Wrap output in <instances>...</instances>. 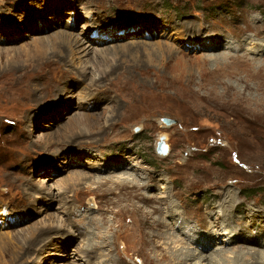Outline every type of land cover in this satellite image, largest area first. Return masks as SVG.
Returning a JSON list of instances; mask_svg holds the SVG:
<instances>
[{
    "label": "rangeland",
    "instance_id": "rangeland-1",
    "mask_svg": "<svg viewBox=\"0 0 264 264\" xmlns=\"http://www.w3.org/2000/svg\"><path fill=\"white\" fill-rule=\"evenodd\" d=\"M54 2L0 0V211L5 210L6 215L0 213V264H35L33 260L36 264H77L80 255L74 250L78 245L87 247L86 243L93 250L83 254L82 263L167 264V259L159 258L160 251L152 248L154 243L140 247L134 230L128 227L134 202L155 211L154 217H161L155 210L159 198L167 199L168 206L170 202L177 204V211L183 215V221L176 224L179 230L169 224L165 233H176L173 236L177 241L165 247L166 256L176 254L180 247L178 250L186 252H203L202 256H208L203 264H237L239 257L245 264H264L256 251L264 248V223L257 220L254 224L250 209L264 211V0H64L58 12L54 11ZM52 11L55 16L47 20ZM17 15L25 22H18ZM61 30L81 35L86 31L92 48L106 49V53L78 55L75 68L80 69L77 66L83 60L90 74L93 72L89 77L81 78L74 67H67L69 73L66 71L63 77L61 72L67 68L61 66L63 70L56 76L58 80L51 79L45 98L27 108L31 116L28 124L22 121L18 103L9 101L6 89L12 81L26 80L24 74L30 82L34 72L28 65H35L42 51L41 60L59 58L61 48L67 52L65 42L56 36ZM102 38L109 39L108 43H99ZM34 47L40 53H34ZM97 58H104L105 65L94 64ZM104 70L108 71L105 78L93 83V74L98 77ZM66 76L72 82L64 84ZM130 81L147 88L148 94L131 92L124 86ZM31 83L34 89L45 84L39 76ZM59 86L60 90L73 86V96L63 92L58 98L54 91ZM86 94L82 101L103 96L106 101L98 107L86 101L88 105L77 108ZM80 111L96 115L81 116L84 126L76 124L78 128H70L69 133V124ZM164 118L173 122L167 125ZM66 137L75 138L77 143L63 144ZM162 142L167 145L165 155L158 149ZM80 147L89 148L94 156L83 154L82 159L62 170L67 164L63 161ZM74 170L83 176L70 183L66 176ZM124 171L132 176L139 174L141 180L148 174L156 175V182L149 188L133 189V179H127L122 186L115 177H122ZM49 177L52 179L39 181ZM60 185L64 191L58 190ZM226 190L233 191L238 200L231 215L239 221L232 234L225 230L228 225L223 219L228 215L220 205ZM136 194L155 199L153 207L151 201L149 206ZM161 206L166 204L162 201ZM85 210L91 214H84ZM52 219L64 220L66 230L77 229L82 238L91 234L90 239L74 237L67 241L62 235L66 230L37 238ZM180 229L182 234L177 235ZM241 233L245 235L241 237ZM252 235L254 241L249 242ZM44 239L50 244L41 250L47 243ZM61 249L65 259L56 255Z\"/></svg>",
    "mask_w": 264,
    "mask_h": 264
},
{
    "label": "bare ground",
    "instance_id": "bare-ground-1",
    "mask_svg": "<svg viewBox=\"0 0 264 264\" xmlns=\"http://www.w3.org/2000/svg\"><path fill=\"white\" fill-rule=\"evenodd\" d=\"M55 2H56V4H55ZM55 2L53 3V7H54V11H56V12H58L59 11V9H60V6H62V4L64 3V0H55ZM7 5V4H6ZM80 5H82V4H80ZM40 6V5H39ZM79 7V6H78ZM1 8V7H0ZM3 9V8H2ZM54 11H52V16L50 15V18L49 19H47V20H50L51 21V19L53 18V15L55 14V12ZM24 12V11H23ZM15 13V12H14ZM16 14H17V11H16ZM21 14V13H20ZM24 14V13H23ZM55 16V15H54ZM31 17V16H30ZM44 17V16H43ZM238 17V16H237ZM170 17H168V19H169ZM13 19V18H12ZM17 21L18 22H25V19H22L21 18V16H18L17 15ZM23 20V21H22ZM188 21V20H187ZM238 21V20H237ZM182 22V21H181ZM183 22H185V20H183ZM73 23V22H72ZM170 23V22H169ZM186 23V22H185ZM239 23V22H238ZM40 24V23H39ZM54 24V23H53ZM129 24V23H128ZM167 24V23H166ZM177 24V23H176ZM171 25V24H170ZM170 25H168V26H170ZM180 25V24H179ZM185 25V24H184ZM190 25V24H189ZM202 25V24H201ZM186 26V25H185ZM46 27V26H45ZM50 27V26H49ZM61 27V26H60ZM73 27V26H72ZM81 27V26H80ZM191 26H189V28H190ZM197 27V26H196ZM223 27V26H222ZM100 28L102 29V28H104V27H101L100 26ZM189 28H188V30H189ZM193 28V27H192ZM203 28H205V27H203ZM11 29V28H10ZM98 29V28H97ZM110 29V28H109ZM177 29V28H176ZM183 29V28H182ZM185 29V28H184ZM178 30V29H177ZM198 30V29H197ZM89 31V30H88ZM91 31H92V29H91ZM91 31H90V33H91ZM182 31V30H181ZM184 31V30H183ZM182 31V32H183ZM194 31V30H193ZM202 31V30H201ZM1 32V31H0ZM85 33H86V31H84ZM206 32V31H205ZM246 32V31H245ZM48 33V32H47ZM83 34V35H81V33H79V34H73L72 32H69V31H67V30H61L60 31V33H59V31H58V33H56V34H58V35H56V36H58V38H59V40H61L62 42H65V44H63V47H67V52L64 50V48L62 49H59V52L57 53L58 55L60 54V56H59V58H55L54 56H52V57H45L46 59H43V60H41L42 58H40L41 56H43L42 54H44L43 53V51L42 50H40V51H42V53L41 54H39V57L35 60V62H37L35 65H28V66H31V67H33V71L32 72H34V76L31 78V80H30V82H28V80H27V75L26 74H24L23 76H25L26 77V80H23L22 78H19V82L18 81H12V82H10L8 85V88L6 89V93H7V95L9 96V101H14V102H16V103H18V106H19V108H20V115H21V118H22V121H24V122H26V123H28L30 120H31V116L30 115H28L27 114V112H28V107L31 105V104H33V101L35 102L37 99H43V98H45V97H43V95H46V93H48L50 90H48V86L50 85V83H51V79L52 80H58V78L56 79V76L59 74V71H62L63 69H61L60 70V68H61V66L62 67H65V68H73L74 67V71H76V72H78L79 73V75H82L81 76V78H85V77H87L88 76V74H90V70L87 68V65L86 64H83L84 63V61L82 60L80 63L81 64H79V66H77V67H80V69H76L75 67H76V65H77V63H76V59L77 58H79L78 57V55H81V54H83V55H86V54H88V53H90V52H92V51H94L95 52V54L96 55H99V53H101L102 55L104 54V53H106V49L105 50H102L101 48L100 49H97V50H95L94 48H92V46H91V44L90 43H92L91 41H92V39H90L88 36H86V34ZM89 33V34H90ZM97 33H99V32H97ZM202 33V32H201ZM213 33V32H212ZM257 33H259V32H257ZM21 34V33H20ZM171 34V33H170ZM176 34V33H175ZM187 34V33H186ZM190 34V33H189ZM192 34V33H191ZM50 35L51 34H49V36L48 37H50ZM55 35V34H54ZM53 35V37H55ZM102 35H108L107 33H104V34H102ZM173 35V34H172ZM171 35V36H172ZM199 35V34H198ZM47 36V35H46ZM170 36V35H169ZM185 36V35H184ZM205 36V35H204ZM178 37V36H177ZM13 38V37H12ZM23 38V37H22ZM44 38V37H43ZM42 38V39H43ZM161 38V37H160ZM163 38V37H162ZM186 38V37H185ZM226 38H228V37H226ZM3 39V38H2ZM38 39H39V37H38ZM44 39H46V38H44ZM47 39H49V38H47ZM103 40L102 41H98L99 43H102V44H106V43H108V41H109V39L107 40V38H102ZM18 40V39H17ZM17 40L15 41V42H17ZM55 40V39H54ZM208 40V39H207ZM206 40V41H207ZM12 41H13V39H12ZM40 41H42L41 39H40ZM49 41V40H48ZM167 41V40H166ZM209 41V40H208ZM231 41V40H230ZM3 42V41H2ZM50 42V41H49ZM56 42V41H55ZM13 43V42H12ZM32 43H34V42H32ZM43 43V42H42ZM51 43V42H50ZM178 43V42H177ZM207 43V42H206ZM234 43V42H233ZM4 44V43H3ZM47 44V43H46ZM162 44H165V43H158V45H162ZM175 44V43H174ZM230 44V43H229ZM231 44H232V42H231ZM20 45V44H19ZM37 45V44H36ZM40 45V44H39ZM54 45H56V44H54ZM191 45V44H190ZM216 45V44H215ZM49 46V45H48ZM126 46V45H125ZM168 46V45H167ZM171 46V45H170ZM201 46V45H200ZM33 47V46H32ZM45 47V46H44ZM50 47V46H49ZM117 47V46H116ZM175 47V46H174ZM226 47V46H225ZM35 48V47H34ZM36 48H39V46H36ZM34 49L36 52H34V53H37V49ZM47 48V47H46ZM125 48V47H124ZM170 48V47H169ZM168 48V49H169ZM227 48V47H226ZM229 48V47H228ZM31 49V48H30ZM41 49V48H40ZM49 49V48H48ZM55 49H56V47H55ZM120 49V48H119ZM119 49H118V52H120L119 51ZM33 50V51H34ZM52 50V49H51ZM111 50H113V49H111ZM204 50V49H203ZM249 50V49H248ZM49 51V50H48ZM58 51V50H57ZM103 51H105V52H103ZM180 51V50H179ZM211 51V50H210ZM28 52H30V51H28ZM46 52V51H45ZM52 52V51H51ZM51 52H49V53H51ZM56 52V51H55ZM108 52H110V51H108ZM123 52V51H122ZM159 52V51H158ZM38 53H40V52H38ZM37 53V54H38ZM47 53V52H46ZM48 53V54H49ZM54 53V52H53ZM121 53V52H120ZM230 53V52H229ZM56 54V53H55ZM52 55V54H51ZM109 55V54H108ZM119 55V54H118ZM124 55V54H123ZM122 55V56H123ZM125 55H128V54H125ZM45 56H47V55H45ZM92 56H93V54H92ZM113 56V55H112ZM115 56V55H114ZM113 56V57H114ZM94 57V56H93ZM109 57V56H108ZM112 57V58H113ZM117 57V56H116ZM121 57V56H120ZM125 57V56H124ZM123 57V58H124ZM40 58V59H39ZM100 58V57H99ZM107 58V57H106ZM123 58H121V59H123ZM41 60V62H39ZM80 60V59H79ZM92 60V59H91ZM116 61V60H115ZM120 61V60H119ZM35 62H33V63H35ZM103 62H106V60L104 59V58H102V59H96V60H94V64L96 63V64H100V65H102V64H104ZM31 64V63H30ZM105 65V64H104ZM68 68L67 69H65V70H63L61 73H63L62 74V76L63 75H65V73H66V71L69 73V70H68ZM35 69V70H34ZM113 69V68H112ZM71 70V69H70ZM89 70V71H88ZM71 72V71H70ZM92 72V71H91ZM93 73V72H92ZM92 73L90 74V75H92ZM108 73V71L107 72H105V70H104V72H102V73H99V75H97L98 77H95V73L93 74V76H92V81H93V83H95V82H98L99 80H101L102 78H105L104 76L106 75ZM71 74V73H70ZM22 76V75H21ZM41 77V79H42V81H43V83H45L40 89L38 88V87H36L35 85H34V87H36V89H34L33 87H32V85H33V83H31L34 79H37V77ZM61 76V77H62ZM61 77H60V79H61ZM64 77V76H63ZM77 77V76H76ZM89 77V76H88ZM79 78V77H78ZM91 78V77H90ZM63 79V78H62ZM39 80V79H38ZM67 80V81H66ZM72 80L73 79H70L69 77H65V80L63 81V83L65 84V83H69V82H72ZM82 80V79H81ZM99 83V82H98ZM40 84V83H39ZM59 85V84H58ZM158 85V84H157ZM67 86V85H66ZM88 86V85H87ZM124 86H127V89H132L131 90V92H136L135 94H142V95H147L148 94V89L147 88H142L141 86L139 87L138 85H136L135 84V82H133V81H130V82H128L127 84H125ZM51 87H52V85H51ZM60 87L61 86H59L54 92L56 93V95H57V97L59 98L61 95H62V93L64 92H66L69 96H73L71 93H70V89H71V87H73V86H71L70 88H68V90L66 89V90H60ZM68 87V86H67ZM93 87V86H92ZM41 89H42V92H40L41 91ZM101 89V88H100ZM53 90V89H52ZM107 90V89H106ZM44 91V92H43ZM41 93V95H40V93ZM84 92V91H83ZM110 92V91H109ZM39 93V94H38ZM94 93V92H93ZM80 94V93H79ZM89 94V93H88ZM88 94H86L84 97H81V100H80V104L78 103V106H77V108H81V107H84V104H89V103H87V102H90V104H94V106H100V105H102V104H104L105 103V99L103 100V98H104V96H103V98H101V97H94V98H90V99H88V100H86V101H82L84 98H86L87 96H88ZM66 95V94H65ZM100 95V94H99ZM50 96V95H49ZM53 96V95H52ZM55 96V95H54ZM81 96V95H80ZM102 96V95H101ZM107 96V95H106ZM105 96V97H106ZM71 97H70V100H71ZM92 97V96H91ZM56 98V97H55ZM74 98V97H73ZM106 98H108V97H106ZM95 99V100H94ZM109 100V99H108ZM112 100V99H111ZM133 100V99H132ZM44 101V100H43ZM114 101V100H113ZM113 103V102H112ZM37 104V103H36ZM107 104V103H106ZM113 105V104H112ZM36 106H38V105H36ZM74 107H76V106H74ZM102 107V106H101ZM111 107V106H110ZM118 107V106H117ZM123 107V106H122ZM68 108H70L69 106H68ZM87 108V107H86ZM32 109V108H31ZM107 109V108H106ZM88 110V109H87ZM75 111V110H74ZM97 111V110H96ZM119 111V110H118ZM76 112V111H75ZM98 112V111H97ZM30 113H32V112H30ZM39 114V113H38ZM77 114V113H76ZM18 115V114H17ZM94 116V115H96V114H94V112H93V114L91 113V114H87V113H81V111H80V114H79V117L78 118H76V119H74L73 118V120L71 121V123L69 124L70 125V127H68V129H70V128H78V125H76V124H81V127L82 126H84L83 124H82V122H81V116L82 117H89V116ZM3 116V115H2ZM66 117V116H65ZM76 117V116H75ZM115 117V116H114ZM20 118V117H19ZM21 118H20V120H21ZM83 118V119H84ZM96 119V118H95ZM53 120V119H52ZM31 122V121H30ZM70 122V121H69ZM85 122V121H84ZM89 123H90V121H89ZM29 124V123H28ZM65 125H67V124H65ZM92 125H93V123H92ZM25 126H27V124L25 125ZM31 126V125H30ZM29 126V127H30ZM91 127V126H90ZM31 128V127H30ZM85 128V127H84ZM111 128V127H110ZM120 128V127H119ZM61 129H64V127L62 126V128ZM61 129H60V131H61ZM72 129H70V132L69 133H71L72 132ZM73 130H75V129H73ZM29 131H31V130H29ZM28 131V132H29ZM65 131V130H64ZM69 131V130H68ZM24 133V132H23ZM64 133V132H63ZM83 133V132H82ZM33 134V133H32ZM45 134V133H44ZM59 134V133H58ZM56 135V134H55ZM74 135V134H73ZM25 136H26V134H25ZM45 136V135H44ZM48 136V135H47ZM27 137L29 138L30 137V135L28 134L27 135ZM50 137V136H49ZM60 137V136H59ZM80 137V136H79ZM55 138H57V137H55ZM67 138V137H66ZM79 139V138H78ZM47 140V139H46ZM65 140V139H64ZM62 141L63 142V144H67L68 146H70L71 144H73V143H77V140L75 139V138H67V141L65 140V141ZM166 140V139H165ZM51 141V140H50ZM48 143V142H47ZM46 143V144H47ZM52 143V142H51ZM42 144V143H41ZM49 144V143H48ZM80 144V143H79ZM44 145V144H43ZM42 145V146H43ZM49 146V145H48ZM89 148H90V146H89ZM88 148V149H89ZM43 149H44V147H43ZM88 149H83V148H79L78 150H75V152L71 155L70 154V156H69V158H68V160L66 161H63V163L65 164V163H67L66 165H64L63 166V168H62V170L65 168V167H67V166H70V165H72L73 163H75V162H77L76 160H80V159H82L83 157H84V155H88V154H91V156H94L93 154H92V152H91V150H88ZM91 149V148H90ZM95 149H97V148H95ZM102 149H103V147H102ZM101 149V150H102ZM52 150V149H51ZM60 150V149H59ZM70 150H73V149H70ZM104 150V149H103ZM47 152V151H46ZM98 152V151H97ZM96 153V152H95ZM81 154V155H80ZM84 154V155H83ZM161 154H163V153H161ZM55 155V154H54ZM80 155V156H79ZM96 155V154H95ZM102 155V154H101ZM165 155V154H164ZM55 156H57V154L55 155ZM75 158V159H74ZM84 160V159H83ZM91 159H89V161H90ZM72 161H74V162H72ZM89 161H87L88 163H90ZM99 161V160H98ZM93 162V161H92ZM79 163H82V161H79ZM84 163V162H83ZM95 163V162H94ZM98 163V162H97ZM96 163V164H97ZM23 164H24V162H23ZM101 164V163H100ZM27 165V164H26ZM74 165V164H73ZM78 166H81L80 164H77ZM41 166V165H40ZM96 165L94 164V165H90V167L92 168V167H95ZM126 166V165H125ZM115 167V166H114ZM129 167V166H128ZM33 168V167H32ZM116 168V167H115ZM127 168V167H126ZM28 169V168H27ZM30 169V168H29ZM55 169V168H54ZM66 169V168H65ZM75 169V168H74ZM73 170V169H72ZM80 170V169H79ZM104 170V169H103ZM132 170H136L135 168H133ZM138 170V169H137ZM66 171V170H65ZM82 171V170H81ZM98 171V170H97ZM117 171V170H116ZM107 172V171H106ZM110 172V171H109ZM9 173V172H8ZM31 173V172H30ZM44 173V172H43ZM101 173V172H100ZM135 173V172H134ZM137 173H138V171H137ZM28 174V173H27ZM87 174V175H86ZM85 175L86 176H88L89 177V173H86ZM133 175V173H130V174H128V172H125L124 171V173H123V176L121 177H115L116 179H115V181L116 182H118L119 184H122V186H124V185H126L127 183H128V181H127V179H133L132 181H131V186H132V188L133 189H135V188H138V187H140V186H148V188L149 187H151V185L153 184V182L155 181L156 182V180H155V178H156V175H149L148 174V176L146 177V174L144 175L145 177H146V179H144V177H143V179L141 180L140 179V177L142 178V176H138L139 174H134V176H132ZM79 176H83V174L81 175L79 172H77V171H73V172H71L70 174H68V176H66V177H68V182L70 181V183H73V182H75V181H77L80 177ZM98 177V176H97ZM114 177V176H113ZM129 177H131V178H129ZM160 177H161V174H159V175H157V180L158 179H160ZM99 178V177H98ZM50 179H52V177H49V178H47V179H44V180H39V181H48V180H50ZM91 179H93L92 177H91ZM90 179V180H91ZM62 181L64 180V179H61ZM80 180H82V179H80ZM89 181V180H88ZM65 182V181H64ZM100 182V181H99ZM59 183V182H58ZM90 183V182H89ZM95 183V182H94ZM151 183V184H150ZM39 184V183H38ZM42 184V183H41ZM47 184V183H46ZM157 184V183H156ZM35 185V184H34ZM89 185V184H88ZM93 185V184H92ZM154 185V184H153ZM50 186V185H49ZM57 186V185H56ZM68 186V185H67ZM75 186V185H74ZM40 187V186H39ZM42 187V186H41ZM44 187H46V186H44ZM25 188H26V186H25ZM32 188V187H31ZM58 190H61V191H64V187L62 186V185H60V186H58ZM169 189V188H168ZM165 190V189H164ZM230 190V189H229ZM229 190H226L225 191V193H224V197H223V202H222V204H220L221 206H222V209H223V212H224V214L225 213H227V218H224L223 219V222H224V224H226V225H228L227 226V228H225V230H226V232H227V230H228V234H232V230L233 229H236V226H237V223H238V219H236L235 217H233L232 218V212H233V210H234V208H235V206L237 205V201H236V199L234 198L235 197V195H234V192L233 191H229ZM67 191V190H66ZM70 191V190H69ZM171 191V190H170ZM47 192V191H46ZM68 192V191H67ZM163 192V191H162ZM34 193V192H33ZM52 193V188L50 187V188H48V193L47 194H51ZM74 193V192H73ZM168 193V192H167ZM28 194V193H27ZM71 194H72V192H71ZM237 194V193H236ZM66 195V194H65ZM173 195V194H172ZM172 195H168V196H166V197H168L169 199H171V196ZM54 196V195H53ZM52 196V197H53ZM69 196V195H68ZM164 196V195H163ZM135 197H137L139 200H141L143 203H146L147 205H149V203H150V201H151V203H152V205L150 206V207H153V203L155 202V199H153V198H151L150 196H148V195H146V194H136L135 195ZM162 197V196H161ZM67 198V197H66ZM95 198V197H94ZM53 199V198H52ZM65 199V198H64ZM160 199V200H159ZM158 199V204L155 206V210H156V213L158 214H160L161 215V217H154L153 215L155 214V211H152L151 209H148V208H146V209H142L141 208V206H138L135 202L133 203V206H134V210H133V212H132V220L130 221L131 223L128 225V227L129 228H132V230H134V232H135V239L137 240V242H138V244L140 245V247H147V245H152L153 243V245H152V248H155V250H157V251H160V254H159V258L162 260V259H164V260H168V262H165V263H167V264H203V262H202V260L204 259V257H208L207 255H205V256H202L203 255V252H199V251H194V252H186V251H183L182 249H179L178 250V248H180V247H178V245H177V252H176V254H174V255H169V256H166V254H165V252H164V249H165V247L167 246V245H169V248H170V246L172 245V244H174L175 242H177L176 240H175V238L174 237H176V236H173L174 234H176V233H170V234H168V235H165V233H166V231H168L169 230V228H170V225H171V228H175L176 227V224H177V222H178V220H182L183 221V219H182V217H183V215H181L180 214V212L179 211H177V209H176V205L177 204H173L172 202H170L171 203V206H168V203H167V199H165V198H159ZM54 200V199H53ZM73 201V200H72ZM162 201L164 202V205L166 204V206H164V207H162L161 206V204H162ZM62 202V201H61ZM71 202V201H70ZM31 203V202H30ZM226 203L227 204H229V205H226ZM14 204V203H13ZM35 204V203H34ZM59 204V203H58ZM3 205H4V202H3ZM6 205V204H5ZM31 205V204H30ZM82 205V204H81ZM83 205H84V203H83ZM83 205H82V207H83ZM223 205L225 206V207H223ZM59 206V205H58ZM75 206H76V204H75ZM79 206V205H78ZM14 207H15V205H14ZM26 207V206H25ZM70 207V206H69ZM140 207V208H139ZM168 207V208H167ZM177 207H178V205H177ZM17 208V207H16ZM44 208H45V206H44ZM47 208V207H46ZM45 208V209H46ZM61 208H62V206H61ZM78 208V207H77ZM23 209V208H22ZM25 209V208H24ZM36 209V208H35ZM37 209H39V207L37 208ZM80 209V208H79ZM198 209V208H197ZM214 209V208H213ZM251 209V212H252V216H253V218H252V220H253V222H254V224L256 223V221L257 220H262V222L264 223V211H262L260 208H254V207H251L250 208ZM14 210V209H13ZM16 210V209H15ZM14 210V211H15ZM19 210V209H18ZM26 210V209H25ZM44 209H42L41 208V206H40V211L39 212H42ZM48 210V209H47ZM89 210V209H88ZM87 210V211H88ZM3 211L5 212V210H1L0 211V213L1 214H3ZM7 211V210H6ZM68 211V210H67ZM73 211H74V209H73ZM79 211V210H78ZM83 211V210H82ZM86 211V210H85ZM87 211L86 212H84V214L85 213H87ZM11 212V211H10ZM57 212V211H56ZM71 211H69V213H70ZM74 212H76V211H74ZM73 212V213H74ZM13 213V212H12ZM63 213V212H62ZM79 213V212H78ZM182 213V212H181ZM55 214H57V213H55ZM61 214V213H60ZM80 214V213H79ZM82 214V213H81ZM80 214V215H81ZM87 214H91V213H87ZM3 215H5V214H3ZM9 215V214H8ZM22 215V214H21ZM27 215V214H26ZM48 215H50V214H48ZM47 215V216H48ZM52 215V214H51ZM73 215V214H72ZM75 215H77V214H75ZM163 215H165V216H167L168 217V221H171V222H169L168 223V221H167V218H165ZM251 215V214H250ZM6 216V215H5ZM60 216V215H59ZM62 216V215H61ZM87 216V215H86ZM206 216H211V215H206ZM213 216V215H212ZM30 217V216H29ZM43 217V216H42ZM70 217V216H69ZM74 217V216H73ZM260 217H262L263 219H261ZM20 218V217H19ZM22 218V217H21ZM44 218H46V217H44ZM43 218V219H44ZM51 218V217H50ZM54 218V217H53ZM56 218V217H55ZM58 218V217H57ZM61 218H63V216L61 217ZM65 218V217H64ZM68 218V217H67ZM79 218V217H78ZM81 218V217H80ZM86 218V217H85ZM219 218V217H218ZM26 219H28V218H26ZM88 219H89V217H88ZM205 219V218H204ZM42 220V219H41ZM51 220V219H50ZM73 220V219H72ZM77 220V219H76ZM65 221H66V219H65ZM68 221V220H67ZM79 221H81V220H79ZM83 221H84V219H83ZM194 221V220H193ZM210 221H211V219H210ZM24 223H25V221H23ZM38 222H39V224H41L40 223V221L38 220ZM42 222V221H41ZM44 222V221H43ZM42 222V223H43ZM50 223H48L41 231H40V233L36 236L37 238H39V237H46V238H48L47 237V234L48 235H51L50 233L51 232H53V231H62V232H64L65 230H66V225L67 224H65L66 222H64V220H62V219H56L55 221H53V219H52V221H49ZM74 222V221H73ZM72 222V224H74ZM235 222H236V224H235ZM45 223V222H44ZM71 223V222H70ZM77 223V222H76ZM182 223V222H181ZM21 224V223H20ZM33 224V223H32ZM69 224V223H68ZM82 224V223H81ZM83 224H85V223H83ZM170 224V225H169ZM246 224H247V222H246ZM252 224V223H251ZM25 225V224H24ZM43 225V224H42ZM71 225V224H70ZM87 225V224H86ZM126 225V224H125ZM178 225H180V224H178ZM177 225V226H178ZM73 226V225H72ZM84 226V225H83ZM88 226V225H87ZM34 227H36V226H34ZM70 227V226H69ZM77 227V226H76ZM75 227V228H76ZM80 227V226H79ZM169 227V228H168ZM179 227V226H178ZM252 227V226H251ZM261 227H263L264 228V224H262V226ZM73 228H74V226H73ZM82 228V227H81ZM177 228V227H176ZM37 229V228H36ZM35 229V230H36ZM69 229V228H68ZM149 229H151L152 231H154V232H149ZM178 230H179V228H177ZM34 230V229H33ZM64 230V231H63ZM159 231V233H157L158 231ZM173 230V229H172ZM172 230H171V232H172ZM174 230H176V229H174ZM173 230V231H174ZM177 230V235L178 234H182V230L180 229V232ZM76 231H77V229H76ZM76 231H72V230H66L65 231V234H62V235H64V237H66V239H67V241L69 240V241H72L73 239H74V237H77V238H82L81 236H79V235H77V233H76ZM79 232L81 231V230H78ZM160 231H162L163 233H161ZM8 232H10V231H8ZM38 232V231H37ZM7 233V232H6ZM30 233V232H29ZM33 233V232H32ZM59 232H57V234H58ZM4 234V233H3ZM31 234V233H30ZM55 234V233H54ZM84 234H85V232H84ZM60 235V234H59ZM80 235H81V233H80ZM90 235L91 234H87L85 237H83L81 240L82 241H85V240H89L90 239ZM245 234L244 233H241L240 234V236L241 237H243ZM34 236H35V234H34ZM52 236V235H51ZM83 236V235H82ZM183 236L185 237V234H183ZM35 237V238H36ZM63 237V236H62ZM76 238V239H77ZM3 239V238H2ZM29 239V238H28ZM41 240H42V238H40ZM56 239V238H55ZM58 239V238H57ZM159 239V240H158ZM26 240H27V238H26ZM39 240V239H38ZM45 241H47V243L46 244H44L43 243V246H42V248H40L41 250L42 249H44L48 244H50V241H49V239L48 240H46V239H44ZM50 240H52V238H50ZM160 240H161V242H160ZM181 240V239H180ZM254 241V239H253V235L251 236V238H250V240H249V242H251V241ZM40 241V240H39ZM66 240H64V242H65ZM134 241V240H133ZM2 242H6V241H2ZM41 242H43V240L41 241ZM40 242V243H41ZM79 242H81V241H79ZM93 242V241H92ZM19 243V242H18ZM35 244H36V242H34ZM39 243V242H38ZM37 243V244H38ZM55 243H57L56 241H55ZM76 243V242H75ZM84 244H85V242H83ZM82 243V244H83ZM98 243V242H97ZM101 243V242H100ZM179 243H182V242H179ZM178 243V244H179ZM252 243H254V242H252ZM13 244V243H12ZM24 244V243H23ZM36 244V245H37ZM59 244V243H58ZM64 244V243H63ZM69 244H70V242H69ZM81 244V243H80ZM83 244V245H84ZM93 245H94V243H92ZM255 244V243H254ZM40 245V244H39ZM76 245V244H75ZM175 245H176V243H175ZM240 245H244V244H240ZM257 245V244H256ZM13 246V245H12ZM22 246V245H21ZM20 246V247H21ZM35 246V245H34ZM59 246V245H58ZM86 246L87 247H84V246H82V245H78L76 248H75V250L74 251H76L77 252V254H78V256L80 255V258L79 257H77L76 255V257H77V259H78V262H77V264H89V263H87V262H85V263H82V261H84L83 259H82V256H83V254H88L89 252L90 253H92V248H90V246L86 243ZM92 246V245H91ZM7 246H5V248H6ZM26 247V246H25ZM41 247V246H40ZM48 247H50V246H48ZM53 247V246H52ZM66 247V246H65ZM103 247V246H102ZM192 247V249H193V246H191ZM247 247V246H246ZM260 247V246H259ZM28 248V247H27ZM31 248V250H32V247H30ZM30 248H28L29 250H30ZM34 248V247H33ZM94 248V247H93ZM224 249V248H226V247H219V246H217L216 247V249ZM15 249V248H14ZM37 249V248H36ZM60 249V248H59ZM190 249V248H189ZM188 249V250H189ZM191 249V250H192ZM10 250V253L12 252L11 251V249H9ZM30 250V251H31ZM34 250V249H33ZM38 250V249H37ZM56 250V249H55ZM82 250H83V252H82ZM166 250H168V248L166 249ZM255 250V249H254ZM100 251V250H99ZM219 251V250H218ZM256 251L259 253V254H261L260 256H261V259H260V261L261 260H263L264 259V248H262L261 250H258V249H256ZM17 252V251H16ZM44 252V251H43ZM45 252H46V250H45ZM63 252V250L61 249V252H60V250L57 252V256L58 257H60V258H66L67 256H66V254L65 253H62ZM243 252V251H242ZM13 253V252H12ZM11 253V254H12ZM19 253V252H18ZM35 253V252H34ZM49 253H51V252H49ZM53 253V252H52ZM70 253V252H69ZM97 253V252H96ZM30 254V253H29ZM28 254V255H29ZM158 254V253H157ZM198 254V257H197V260H195V261H190V259H191V257H193V256H195V255H197ZM22 255H23V253H22ZM35 255H36V253H35ZM71 255V254H70ZM94 255V254H93ZM200 255V256H199ZM10 256V255H9ZM85 256V255H84ZM26 257V256H25ZM41 257V256H40ZM45 257H47V256H45ZM30 258V257H29ZM33 258H35V257H33ZM85 258H87L86 256H85ZM92 258V257H91ZM98 258V257H97ZM158 258V259H159ZM37 259V258H36ZM22 260V259H21ZM27 260V259H26ZM160 260V261H161ZM9 261V260H8ZM34 262H35V264H36V261L35 260H33ZM38 261V260H37ZM50 261V260H49ZM76 261V260H75ZM100 261V260H99ZM205 261V260H204ZM209 261L211 262L212 260L211 259H209ZM12 262V261H11ZM24 262V261H23ZM244 262V259L242 258V257H239V258H237L236 259V263L237 264H245V263H243ZM26 263V262H25ZM47 263V262H46ZM92 263V262H91ZM109 263V262H108ZM162 263V262H161ZM12 264V263H11ZM31 264H33V263H31ZM73 264V263H72ZM116 264V263H115ZM211 264V263H210Z\"/></svg>",
    "mask_w": 264,
    "mask_h": 264
},
{
    "label": "water",
    "instance_id": "water-1",
    "mask_svg": "<svg viewBox=\"0 0 264 264\" xmlns=\"http://www.w3.org/2000/svg\"><path fill=\"white\" fill-rule=\"evenodd\" d=\"M163 121H164L167 125H169L170 123L173 122V120H170V119H167V118H164ZM163 139H164V137H161V140H163ZM158 149H159V152H160V153L165 154V153L167 152V149L165 148L163 142L160 144V147H159Z\"/></svg>",
    "mask_w": 264,
    "mask_h": 264
}]
</instances>
